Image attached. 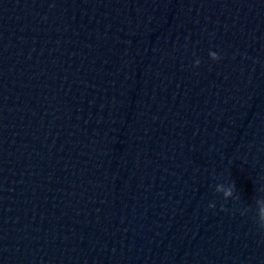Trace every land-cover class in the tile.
I'll return each mask as SVG.
<instances>
[{"label":"water","instance_id":"obj_1","mask_svg":"<svg viewBox=\"0 0 264 264\" xmlns=\"http://www.w3.org/2000/svg\"><path fill=\"white\" fill-rule=\"evenodd\" d=\"M256 198L264 0H0V264H264Z\"/></svg>","mask_w":264,"mask_h":264},{"label":"clouds","instance_id":"obj_2","mask_svg":"<svg viewBox=\"0 0 264 264\" xmlns=\"http://www.w3.org/2000/svg\"><path fill=\"white\" fill-rule=\"evenodd\" d=\"M210 56L214 61H219L221 59L220 56L217 55L216 52H210ZM197 65L200 64V61L196 62ZM235 188V184L232 183L227 189H224L223 186L218 185L217 186V192L223 191L224 197L229 198L233 194V189ZM215 204H209V208L215 210ZM224 211H228L227 208H223ZM253 208L251 206H248L244 208L243 210H240V215L245 216L249 212H252ZM254 221L256 223V226L258 230L261 232H264V200H261L260 198H256L255 200V216Z\"/></svg>","mask_w":264,"mask_h":264}]
</instances>
